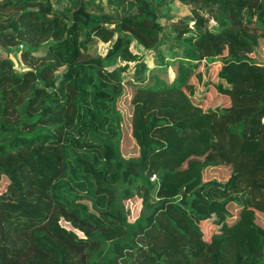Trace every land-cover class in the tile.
<instances>
[{"label":"trees","instance_id":"16d2710c","mask_svg":"<svg viewBox=\"0 0 264 264\" xmlns=\"http://www.w3.org/2000/svg\"><path fill=\"white\" fill-rule=\"evenodd\" d=\"M173 1L0 0V264H264V0Z\"/></svg>","mask_w":264,"mask_h":264},{"label":"rangeland","instance_id":"374dc122","mask_svg":"<svg viewBox=\"0 0 264 264\" xmlns=\"http://www.w3.org/2000/svg\"><path fill=\"white\" fill-rule=\"evenodd\" d=\"M171 11L176 15H184L189 13V8L187 5L182 3L179 0H175L171 3ZM211 23H214V20H211ZM107 48V43L98 42L97 45L92 49V51H105ZM243 54H250L251 50L247 49L244 51H240ZM224 54H220L218 56H213L212 58H206L203 61V64L199 69H197L194 74L189 79L188 84L184 88V92L188 97L192 99V101L200 106L201 110H208L224 104L221 95L227 91V87L223 90L217 89V69L219 67V58H223ZM169 61L168 71L170 78H172L175 74V59L167 58ZM143 60L146 61L148 66H152L154 64L153 54L151 52L145 51L143 53ZM134 63L131 62V67L128 70V76H132L134 70ZM127 76V75H126ZM204 103V106L201 103ZM140 204V199L136 197H132L125 200V205L127 207L128 219L133 221L138 216V207ZM262 217H260L261 219ZM264 219V218H262ZM61 223L68 227L72 228L71 224L63 219H61ZM79 232V231H78ZM81 233V232H79Z\"/></svg>","mask_w":264,"mask_h":264},{"label":"crops","instance_id":"0c3cea01","mask_svg":"<svg viewBox=\"0 0 264 264\" xmlns=\"http://www.w3.org/2000/svg\"><path fill=\"white\" fill-rule=\"evenodd\" d=\"M3 177H4L3 179H5L4 182H6V184H7V182H8V178H7L6 176H3ZM6 184H5V185H6ZM3 185H4V184H3Z\"/></svg>","mask_w":264,"mask_h":264},{"label":"built area","instance_id":"2783aa9c","mask_svg":"<svg viewBox=\"0 0 264 264\" xmlns=\"http://www.w3.org/2000/svg\"><path fill=\"white\" fill-rule=\"evenodd\" d=\"M155 177V175H152L151 178L153 179Z\"/></svg>","mask_w":264,"mask_h":264}]
</instances>
